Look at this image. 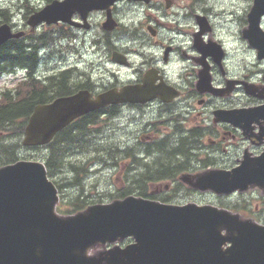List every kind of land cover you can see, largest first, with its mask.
I'll return each mask as SVG.
<instances>
[{"label":"flooded vegetation","instance_id":"flooded-vegetation-1","mask_svg":"<svg viewBox=\"0 0 264 264\" xmlns=\"http://www.w3.org/2000/svg\"><path fill=\"white\" fill-rule=\"evenodd\" d=\"M58 1L63 0L19 2L25 35L43 32L39 35L53 42L46 53L53 64L25 72L26 78L57 87L54 97L85 90L95 98L135 85L143 101L92 113L134 123L135 159L144 165L153 159L149 151L160 146L180 151L178 173L231 169L244 159L264 162V57L243 39L246 16L230 31L212 20L207 0H111L89 11L91 0H73L68 22L31 30L29 16ZM170 184L150 185L151 192H170ZM250 195L227 199L234 210L255 219L264 215V198L258 196L261 202L253 206L239 199Z\"/></svg>","mask_w":264,"mask_h":264},{"label":"water","instance_id":"water-1","mask_svg":"<svg viewBox=\"0 0 264 264\" xmlns=\"http://www.w3.org/2000/svg\"><path fill=\"white\" fill-rule=\"evenodd\" d=\"M111 0H91L88 9ZM72 0L53 2L33 13L32 26L69 18ZM264 0H253L243 36L264 57L260 21ZM23 31L0 25V46ZM135 102V86L91 98L81 90L35 106L22 143H48L76 117L111 103ZM252 111H260L253 108ZM180 179L190 187L230 194L259 187L264 195V163L251 161L231 171L210 170ZM57 188L40 161L18 160L0 167V264H264V224L212 204H168L128 195L89 205L74 214L56 212ZM134 242L90 254L97 245Z\"/></svg>","mask_w":264,"mask_h":264},{"label":"trees","instance_id":"trees-1","mask_svg":"<svg viewBox=\"0 0 264 264\" xmlns=\"http://www.w3.org/2000/svg\"><path fill=\"white\" fill-rule=\"evenodd\" d=\"M8 13L5 9H0V24L8 22ZM28 44L26 38L12 39L4 43L0 47V74L11 69L14 66L19 67H35L37 63V49L41 42L44 40L40 35L29 34ZM57 88V87H56ZM54 87L48 88L43 86L36 80H20L13 87H0V134L4 137H10L14 140L11 142L0 139V165L13 162L17 157V149L20 147V138L24 131V126L32 111L33 107L40 102H45L46 99L52 98L56 94L57 89ZM40 92H39V91ZM97 122V116L93 113L83 116L73 122L62 131H60L56 137L46 145L49 150V156L46 158V166L50 177L54 174L55 169H61L64 166H69L75 174L74 181H70L69 184L81 185V178L86 176L87 165L81 160L80 162H73V160L66 159L69 153H73L72 147H81L85 139L90 134V125ZM84 139V140H83ZM16 141V142H14ZM95 150V149H94ZM119 151V150H118ZM174 148V151L161 150V155L166 159L161 160L156 158L151 164L147 163L146 170L137 175L135 178V154L131 151H120L122 154L130 157L133 161L132 166L128 169V173H125L122 185L115 190V192L109 193L111 197H122L128 193H137L144 196H148L146 193L148 181L158 180L164 178H174L176 171L181 167L180 151ZM181 153L188 155V152L181 150ZM159 155V156H161ZM115 159V157H111ZM160 159V160H158ZM161 161V162H160ZM170 164V166L167 165ZM57 187L60 189L62 184L54 181ZM135 187H140L136 189ZM83 191V188L81 189ZM80 197L82 195L80 194ZM87 201L84 198H80L77 201L75 210L81 208L82 205H87ZM62 211V209H61Z\"/></svg>","mask_w":264,"mask_h":264},{"label":"rangeland","instance_id":"rangeland-1","mask_svg":"<svg viewBox=\"0 0 264 264\" xmlns=\"http://www.w3.org/2000/svg\"><path fill=\"white\" fill-rule=\"evenodd\" d=\"M21 1L22 0H0L1 8L9 7L10 10L12 8L15 10V15L12 18V21L17 25L23 24V18L18 11V5H16ZM251 5V0L206 1V6L211 7L210 16L212 20L220 26L229 28L230 31H234L230 27L236 28L237 25L239 26V21H241L242 17L246 15ZM231 20L233 23H230ZM45 52L46 51L43 50L41 53L42 59L40 68L43 70L51 66L54 61L52 58H47ZM18 77H20L19 73L17 76H10L8 73L0 75V87H8L15 84ZM97 132L99 133L90 135L87 141L86 139H83L84 141L81 147H72L73 153H69L66 158L73 160L75 163L82 160L84 164L87 165V173L86 176L81 178V185L74 183L69 184V182H73L75 178V174L69 166H64L60 170L55 169L54 174L52 175L53 180L62 184L59 191L63 192L61 195L62 198L59 199V202H61L63 207H67V209H73V206H75L74 204H76L77 201H80V198L85 199L88 197V202L94 201L93 203H105L111 201L112 198L109 196V193L114 192L116 188L121 186L123 172L128 166L129 161V165H132V159L127 158V156L118 151V148L124 150L129 146L133 147L132 145L135 144L134 123L126 125L124 119L119 122L108 121L100 126V129ZM0 139H5L7 142L14 140L10 137H4L2 134H0ZM19 140L21 144L22 137ZM49 150L50 149L48 147L28 148L21 144L19 149H17V157L18 159H38L45 162V159L49 156ZM135 153H138L137 150H135L134 154ZM163 153L164 154L162 155L159 152H151L150 154L153 158L161 155L158 158L163 160L166 159L164 157L166 156V153ZM111 157H115V159H111ZM116 161L121 163V167L116 166L117 168H114L113 165L116 164ZM3 165L4 164H1L0 167ZM167 165L170 166L168 163ZM120 169L121 171H119ZM146 172H149V169H146ZM82 188L84 192H81ZM182 191L183 190L180 189L177 190L180 194L174 199V201H176L174 203H181L185 200L193 199L185 198V193ZM60 193L61 192H59V197ZM84 193L86 195H84ZM80 194L82 197H80ZM258 196H260V194L257 191H254L253 195H250L249 197H241L239 199L242 203H244L245 200H248L251 203V206H253L254 204H259L261 202ZM195 199L197 202H207L212 204H216L221 201L219 198L210 194L198 196ZM71 213L72 212L64 214ZM260 217L264 220L263 215Z\"/></svg>","mask_w":264,"mask_h":264}]
</instances>
